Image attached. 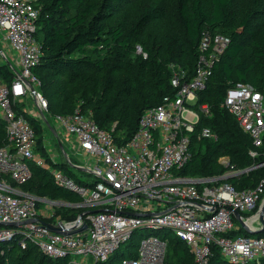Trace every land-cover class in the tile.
Wrapping results in <instances>:
<instances>
[{
  "label": "built area",
  "instance_id": "2783aa9c",
  "mask_svg": "<svg viewBox=\"0 0 264 264\" xmlns=\"http://www.w3.org/2000/svg\"><path fill=\"white\" fill-rule=\"evenodd\" d=\"M39 15L33 0H0V62L14 73L11 84L0 80V117L9 141L0 148V222L16 224L0 226V244L12 239L31 241L49 257L69 264H90L77 258L104 263L137 230H169L185 242L195 264H208L214 248H219L230 264H262L264 235L259 233L264 232V175L250 189H238L226 180L264 170V159L245 171L231 169L221 177L175 175L191 161L195 137L218 139L208 127L198 131L202 116H211L208 105H198V97L228 49L230 37L204 32L191 78L183 67L171 65L176 94L145 110L137 132L124 144L116 143L112 133L101 129L91 113L84 115L79 108L72 115L57 117L63 138L59 139L58 133L55 138L67 159L64 163L87 183L82 185L63 170L52 168L37 151L36 133L18 109L30 98L43 118L49 108L39 91L41 81L34 74L43 56L36 36ZM222 107L251 137L250 156L254 160L264 158V94L250 84L237 82L227 89ZM64 143L76 158L84 159L85 167L68 157ZM48 153L54 164L60 163L50 149ZM225 159H220L222 164ZM33 168L49 171L56 186L77 195L80 202L50 200L25 191L22 187L34 177ZM74 169L92 175L93 180L78 176ZM42 203L54 211L62 207L84 211L76 220L64 221L56 212L44 216ZM32 220L36 222L24 224ZM48 224L61 227V232ZM166 246L164 238L146 237L137 256L124 258L121 264H165L162 250Z\"/></svg>",
  "mask_w": 264,
  "mask_h": 264
},
{
  "label": "trees",
  "instance_id": "16d2710c",
  "mask_svg": "<svg viewBox=\"0 0 264 264\" xmlns=\"http://www.w3.org/2000/svg\"><path fill=\"white\" fill-rule=\"evenodd\" d=\"M33 1L40 10L36 36L43 56L34 74L41 81V93L49 106L48 98L56 100L59 116L72 115L78 108L84 115L91 113V118L101 129L111 132L118 144L126 143L137 132L145 110L160 105L164 97L176 94L171 84V65L183 67L190 78L193 77L206 30L229 36L228 49L215 64L206 89L198 97V105L205 104L211 109L210 117L202 116L198 131L208 127L218 139L195 137L191 161L176 170L175 175L221 177L231 169L245 171L264 159L254 160L250 156L251 137L222 107L227 89L237 82L250 84L264 94V44L258 39L262 30L254 23L253 16L240 18L235 6L238 0H174L178 27L162 35L155 34L152 26L168 17L169 6L165 0L148 3L145 0ZM0 79L8 84L13 81L14 73L7 65L0 66ZM23 106L19 104L18 109L36 133L37 151L48 159L52 168L61 169L78 183L87 185L70 172L67 164H54L49 159L48 147L43 144L44 125L24 112ZM5 127L0 117V148L9 145ZM222 158L228 159L227 166L221 163ZM33 171L32 180L22 187L25 191L40 197L37 191L48 189L53 191L54 198L66 197L65 200L80 202L77 195L57 187L49 171L39 168ZM263 175L264 170L257 169L226 181L238 189H250ZM11 184L16 186L14 182ZM57 210H62L72 220L84 211ZM259 235L263 236L264 232ZM170 236L166 233L164 237ZM173 236L167 247L177 262L170 264H195L185 242ZM131 239L107 262L100 264H121L124 258L137 256V253L132 254L134 242ZM4 244H0V251L5 250ZM29 250L30 255L29 251L19 248H12V253L19 264H68L67 260L49 257L35 244ZM213 252L208 264H230L219 248H214ZM31 256L33 258L26 262Z\"/></svg>",
  "mask_w": 264,
  "mask_h": 264
},
{
  "label": "rangeland",
  "instance_id": "374dc122",
  "mask_svg": "<svg viewBox=\"0 0 264 264\" xmlns=\"http://www.w3.org/2000/svg\"><path fill=\"white\" fill-rule=\"evenodd\" d=\"M149 1L150 0H145L146 3H148ZM165 4H167L169 6L168 17L164 20L157 21L153 24L152 27H153V32L155 34H161V35L166 34L168 32L175 30L178 27V22H177L176 13H175L176 7L174 4V0H165ZM235 6L238 10V14H239L240 18H242L244 16H248V15H251L254 17V23L256 24V26L258 28H261V30H262L261 33L259 34L258 39H259V41H261L264 44V0H238L236 2ZM259 8L261 10L257 11L256 9H259ZM248 45L246 46V50L248 48ZM1 60L4 61L3 59H1ZM0 64L2 65L3 62H0ZM39 91L42 92L40 88H39ZM48 99L50 101V106L48 108V112L46 113L45 117L49 121L50 125L54 128V131L56 133H58V138L59 139L63 138V134L59 135L62 133L63 129L61 128L59 121H57V117L59 116V110L57 107L56 100H54L52 98H48ZM24 105L25 106H23V107L26 110V112L29 113L33 118L39 120L44 125L43 144H45L48 147V149H50V152L56 156V161L60 162V163H64L65 161H67L64 153L62 151H60V146H59V144L55 138V136H56L55 132L48 128V126L46 124V120H45V118H43V116L39 112V109L37 107V104L35 103V100L33 98H30L29 100L26 101V103ZM64 146L66 147V152H67L69 158L76 160L81 166H84V167L86 166L83 158H76V156H74L73 152L70 150L69 146L66 143H64ZM227 163H228V159L226 158L224 160V166H227ZM73 171L78 176L85 178V180L92 181L94 178L92 175L88 176L87 174L81 173L80 171H78L76 169H74ZM233 178H240V177L235 176ZM37 194L42 198H47L50 200H65L66 199V197L54 198L55 195H54L53 191H50L48 189H39L37 191ZM63 208L64 207H62V209ZM40 209L42 210V213L44 214V216L49 217L50 214L56 212V214L62 220L73 221L72 218L69 217L67 214L65 216V214L62 212V210H55L54 211V209L49 208L48 206H46L43 203L41 204ZM76 219L77 218H75L74 220H76ZM48 220H52V219L49 218ZM152 232H154V233H152ZM166 233H169L171 236L169 238L164 237ZM149 236H157L158 238H161V239L164 238L166 243L169 242L171 237H174L172 232H170L169 230H162V231H152V230H148V229L137 230L133 234V237H132L133 242H134L133 248H132V254H136L138 252L141 240L146 238V237H149ZM3 243H5L4 244L5 250L0 251V264H19L17 262L18 261L17 258L14 257L15 254L12 253V248L13 249L19 248L21 251H29L30 252L29 255L31 254V250H29L31 248V245H33V243L31 241H29V242L23 241L22 242V240H21V242H19V241H17V239H12L10 241H8V240L4 241ZM38 250H40V249L38 248ZM162 252L164 255L165 264L177 262V259L174 257L170 248H168L166 246L163 248ZM32 258L33 257L31 256L30 259L26 260V262H28ZM76 260L79 262H84V263L100 264V263H96L91 258L84 259V260L77 258Z\"/></svg>",
  "mask_w": 264,
  "mask_h": 264
},
{
  "label": "water",
  "instance_id": "95a60500",
  "mask_svg": "<svg viewBox=\"0 0 264 264\" xmlns=\"http://www.w3.org/2000/svg\"><path fill=\"white\" fill-rule=\"evenodd\" d=\"M33 90V89H32ZM45 118V120H46V124H47V126H48V128L50 129V130H52V131H54V128L50 125V123H49V121L47 120V118L46 117H44ZM55 132V131H54ZM55 135L57 136V133L55 132ZM234 176H230L229 178H227V179H230V178H233ZM261 214H262V216H261V220H262V223L264 224V217H263V214H264V207H263V209L261 210ZM83 215H85V214H83ZM235 217H236V219L238 220V221H240L241 222V216H240V214L238 213V212H235ZM31 222H36V220H32V221H28V222H24V224H28V223H31ZM0 226H16V224H4V223H1L0 222ZM48 227L50 228V229H52V230H54V231H56V232H61V227H55V226H52V225H49L48 224ZM251 234H256V232L254 233V232H251Z\"/></svg>",
  "mask_w": 264,
  "mask_h": 264
}]
</instances>
